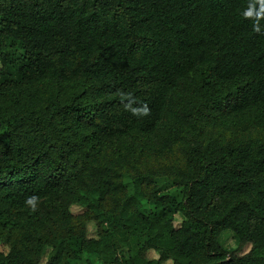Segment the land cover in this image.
I'll return each mask as SVG.
<instances>
[{
    "label": "trees",
    "instance_id": "16d2710c",
    "mask_svg": "<svg viewBox=\"0 0 264 264\" xmlns=\"http://www.w3.org/2000/svg\"><path fill=\"white\" fill-rule=\"evenodd\" d=\"M0 243V264H264V0H0Z\"/></svg>",
    "mask_w": 264,
    "mask_h": 264
},
{
    "label": "rangeland",
    "instance_id": "374dc122",
    "mask_svg": "<svg viewBox=\"0 0 264 264\" xmlns=\"http://www.w3.org/2000/svg\"><path fill=\"white\" fill-rule=\"evenodd\" d=\"M157 183L160 187V189L163 191V192H174L175 191V188L171 185V182L168 178H160L157 180ZM40 208V206H37L35 208H33V210H36L38 211ZM72 212L74 214H79L82 212V208L78 207V206H74L72 208ZM184 219V217L180 214H178L176 216V225H178L182 220ZM96 227L94 224H89V227H88V232H89V236L90 237H96ZM220 243L221 245L223 246V248L228 251V252H235V251H239L238 253L240 254H245L249 251L250 249V246H244V247H241L240 249V241L239 239L237 238V236L231 232V231H227V232H224L221 237H220ZM0 251L1 252H7L8 249L0 243ZM121 254H126V251L123 250L121 251ZM149 257L150 258H154V259H157L158 256L151 252L149 254ZM96 264H102L101 262H96ZM166 264H172L171 262H168Z\"/></svg>",
    "mask_w": 264,
    "mask_h": 264
}]
</instances>
